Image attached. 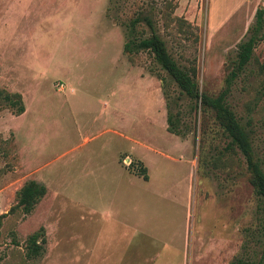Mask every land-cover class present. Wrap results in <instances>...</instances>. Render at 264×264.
<instances>
[{"label": "rangeland", "instance_id": "1", "mask_svg": "<svg viewBox=\"0 0 264 264\" xmlns=\"http://www.w3.org/2000/svg\"><path fill=\"white\" fill-rule=\"evenodd\" d=\"M255 3L0 0V214L23 182L45 188L28 214L1 219L0 264L259 260L263 215L241 155L221 152L227 138L211 112L193 110L146 52H122L123 25L151 7L169 56L182 70L193 66L198 90L214 96ZM140 30L139 38L149 35L140 24L134 35ZM263 58L264 26L224 102L264 174ZM12 93L22 102L18 115L3 98ZM165 103L181 139L165 131ZM138 158L145 182L118 167L127 171ZM31 233L38 244L43 238L38 256H26Z\"/></svg>", "mask_w": 264, "mask_h": 264}, {"label": "trees", "instance_id": "2", "mask_svg": "<svg viewBox=\"0 0 264 264\" xmlns=\"http://www.w3.org/2000/svg\"><path fill=\"white\" fill-rule=\"evenodd\" d=\"M165 7L168 8V12L166 13V16H168L173 9V5L167 1L165 3ZM153 12L154 11L151 7L146 13L138 12L136 16L128 22V24L123 25L124 41L122 43V52L130 54L132 49L135 51L141 50L146 52L158 64L159 68L170 78L179 90V93L192 102L193 110L197 108L200 111L209 110L211 112L213 121L220 129L222 135L227 138V143L221 149V152L237 151L241 155L244 163V176L246 181L261 204L263 217L260 229V257L255 264H264V174L253 155L249 139L245 131L236 120L233 112L224 102L228 93L230 81L236 76V73L246 65L251 57L253 48L262 39L264 6L257 5L253 10L252 21L245 30V39L237 42L235 45V58L230 63V71L225 77L224 87L214 96L206 95L198 90L197 83L194 80L195 68L193 66L189 67L187 70H182L169 56L164 42L154 30L152 17ZM138 24L143 25L149 31V35L147 37L139 38L143 30H140L138 34L134 35L135 26ZM178 24L180 26L181 24L186 23ZM263 70L264 58L260 63H258L257 67L258 72L261 73ZM3 98L6 102H8L9 107H16V115L23 112V106L19 94H5L3 95ZM165 108L166 131L173 135L182 136V132L175 127L177 119L169 115L166 103ZM219 154L221 153L219 152ZM127 171L134 173L143 180L147 179L145 167H143L140 162H130L127 165ZM44 193L45 188L43 185L33 180L23 182L14 194V204L8 208L7 212L0 214V224L1 219L10 214H28ZM39 230V232H41L42 228H39ZM37 237V233H31L26 237V256L27 254L30 256L39 255L42 249L43 238L39 239L40 244H38Z\"/></svg>", "mask_w": 264, "mask_h": 264}, {"label": "crops", "instance_id": "3", "mask_svg": "<svg viewBox=\"0 0 264 264\" xmlns=\"http://www.w3.org/2000/svg\"><path fill=\"white\" fill-rule=\"evenodd\" d=\"M257 5L264 6V0H256L255 7H256ZM255 7H254V9H255ZM143 80H144V79H143ZM154 92H155L156 94H160V91H159L158 88H157ZM160 100H162V98H161ZM160 108H161V110L163 109L162 106H161V104H160ZM164 114H165V112H164ZM165 127H166V123H165ZM165 131H166V129H165ZM166 132H167V131H166ZM172 135H173V134H172ZM174 136H177L179 139H181V137H180L179 135H174ZM86 140H87V138H86V139L83 138V141H86ZM124 155H125V154H124ZM138 159H139V158H138ZM135 162H136V161H135ZM137 162H140L141 165H142L143 167H145V166H144V163H143L140 159H139V161H137ZM116 163H117V162H116ZM117 165H118V163H117ZM190 165H191V166L193 165V159H190ZM118 167L121 169L122 172H124V173H125L126 175H128V176H135V177H137L138 179H140V180L143 181V182L147 181V179H148L147 173H146L147 179H146V180H143L142 178H140L139 176L135 175L134 173L129 172V171H126L124 168L120 167L119 165H118ZM145 170L147 171V168H146V167H145ZM92 182H93V181H92ZM84 184L87 185V181H85ZM122 197H124V196H122ZM125 199H126V201H127V204H129L131 201H134V195H133V192H132L131 190L128 189V190L126 191Z\"/></svg>", "mask_w": 264, "mask_h": 264}]
</instances>
